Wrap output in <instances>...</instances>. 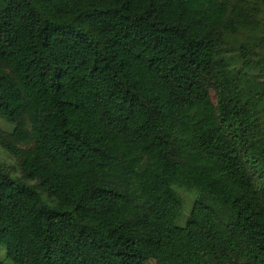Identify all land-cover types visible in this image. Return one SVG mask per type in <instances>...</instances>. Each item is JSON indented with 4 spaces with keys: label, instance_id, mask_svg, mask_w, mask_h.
Listing matches in <instances>:
<instances>
[{
    "label": "trees",
    "instance_id": "16d2710c",
    "mask_svg": "<svg viewBox=\"0 0 264 264\" xmlns=\"http://www.w3.org/2000/svg\"><path fill=\"white\" fill-rule=\"evenodd\" d=\"M259 80L264 0H0L8 262L264 264Z\"/></svg>",
    "mask_w": 264,
    "mask_h": 264
},
{
    "label": "rangeland",
    "instance_id": "374dc122",
    "mask_svg": "<svg viewBox=\"0 0 264 264\" xmlns=\"http://www.w3.org/2000/svg\"><path fill=\"white\" fill-rule=\"evenodd\" d=\"M251 88L255 92H262L264 91V80L255 81L251 84ZM14 126L2 120L0 118V131L4 135H9L13 130ZM27 147V146H22ZM0 163L4 166L10 173L14 175H18V163L17 160L13 157L9 156L4 150L0 147ZM178 195L183 201V208L181 212V217L176 221L175 225L178 227H182L185 225L186 219L190 213V210L197 199V192L196 191H189V190H178ZM0 263L1 264H10L4 254V250H0Z\"/></svg>",
    "mask_w": 264,
    "mask_h": 264
}]
</instances>
